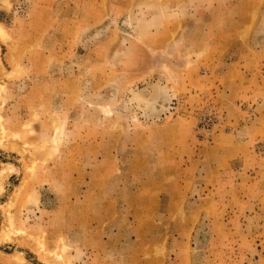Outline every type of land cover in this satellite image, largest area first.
I'll use <instances>...</instances> for the list:
<instances>
[{
    "label": "rangeland",
    "instance_id": "374dc122",
    "mask_svg": "<svg viewBox=\"0 0 264 264\" xmlns=\"http://www.w3.org/2000/svg\"><path fill=\"white\" fill-rule=\"evenodd\" d=\"M0 5V264H264V0Z\"/></svg>",
    "mask_w": 264,
    "mask_h": 264
},
{
    "label": "bare ground",
    "instance_id": "6f19581e",
    "mask_svg": "<svg viewBox=\"0 0 264 264\" xmlns=\"http://www.w3.org/2000/svg\"><path fill=\"white\" fill-rule=\"evenodd\" d=\"M1 6V5H0ZM3 26H2V23H0V35H1V33L3 32ZM166 93L165 91H162V94L160 93V96L158 97V102L154 105L155 106V110H157L158 112L160 111V110H162L161 109V106H166L167 104H166V102L168 101V100H165V98H166V96L164 95V93ZM162 95V96H161ZM4 174V176L6 175V172H4L3 173Z\"/></svg>",
    "mask_w": 264,
    "mask_h": 264
}]
</instances>
